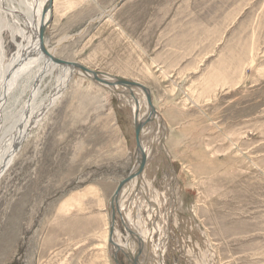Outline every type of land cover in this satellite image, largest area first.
Here are the masks:
<instances>
[{
  "label": "rangeland",
  "instance_id": "374dc122",
  "mask_svg": "<svg viewBox=\"0 0 264 264\" xmlns=\"http://www.w3.org/2000/svg\"><path fill=\"white\" fill-rule=\"evenodd\" d=\"M2 36L10 60L17 45ZM45 41L59 59L149 89L160 127L145 128L169 160L143 135L142 177L164 205L153 222L168 231L165 264H264V0H53ZM75 71L60 94L58 67L16 105L28 124L57 97L0 174V264H114L110 202L136 165L132 113L146 109L141 94L135 105ZM114 223L115 241L130 242L117 212ZM158 238L138 264H159Z\"/></svg>",
  "mask_w": 264,
  "mask_h": 264
},
{
  "label": "bare ground",
  "instance_id": "6f19581e",
  "mask_svg": "<svg viewBox=\"0 0 264 264\" xmlns=\"http://www.w3.org/2000/svg\"><path fill=\"white\" fill-rule=\"evenodd\" d=\"M3 1H4V4H6V6L10 7V9L6 10L0 1V174L4 170H6V167L8 163L10 162V160L13 159L14 154L20 150V144L22 143V140H19V135H20L21 130L22 132H26L25 129H28V127L30 130L31 127L33 126L32 124H34L33 127H35L37 118L43 112V109H45L47 106H50L57 98V97L53 98L51 95H49L48 96L49 100L43 99L44 101H41L39 105L40 108L42 109L40 110L36 109L34 115L30 118L28 124L26 123L23 124L20 121H22L21 119L22 117L25 116L26 113L19 114L17 116V114H15L14 112L16 111L17 103H19L20 95L22 94L24 95L25 91L28 90V86L29 85L33 86L30 94H32V96L37 95L39 92H41L39 90V86L42 80H44L46 76L51 77L54 70H56L58 67L62 68V71H64L63 72L64 76L62 75L63 77L60 81L61 86L55 89V92H56L55 95L60 94L59 92L67 83V80H68L67 78L69 77V75H71L74 72V70H76L75 72L80 77L87 78V76L84 73H82V71H80L79 69H76V68L72 69L71 67H63L61 65L58 66L54 63H51V60H49L43 53V50L40 47L39 31H40V28L42 27L44 34H45L46 28L49 22L51 21L52 9L51 11H47L48 0H3ZM52 8H53V3H52ZM1 10L4 11L5 14L1 12ZM8 16H10L9 18L11 19H9ZM3 30H6L9 32L12 41L16 43L17 45V51L14 54L13 58L10 60L7 59L4 53L5 43H4L3 36H2ZM16 37H19L21 39L20 43H17ZM45 44H46V50L48 51V53L52 55L53 57L57 58L54 54L55 51L51 48H48L46 41H45ZM59 60L64 61L62 59H59ZM64 62L65 63H76V62H70V61H64ZM80 65L85 67L82 64ZM87 69L90 70L89 68ZM90 71H93V70H90ZM95 72H98V71H95ZM101 74L102 75H100L99 77L105 81L113 82L115 80V77L113 76H110L108 74H103V73ZM90 78L88 77L87 79H90ZM116 78H120V77H116ZM122 79H125V78H122ZM125 80H128V79H125ZM129 81H132V80H129ZM103 88H106V87H103ZM106 89H108V87ZM18 90H19L18 96H16V98L11 102L9 100V95L11 94L12 91H18ZM108 90L110 91V88ZM125 92H127V90H125ZM136 93L141 94L142 105L146 109V114L145 113L142 114L140 112L141 115H139V117H138L139 112H137L136 110L134 111V114L132 113V115H135L137 117V120H138L137 122L143 125L141 132H140V145H141L142 152L145 155V157L149 158L151 148H158L160 151L164 153V155L166 156V160H169V157L166 154L167 151H165V146L161 145L160 143L161 139L159 140L158 138H156L155 136L157 135L152 134L150 132L151 129L149 130L148 128H145L146 124L148 125V124H151L152 122L153 123L155 122V125L157 124L160 127V120H159L160 118L158 117L159 114L154 108L151 93H150L151 105L147 103L146 96L142 91L135 88L133 89V94H134L133 96L137 95ZM130 98L134 100L135 105H136L137 104L136 98L135 97H130ZM24 105L25 104H23V106ZM18 109H19L18 113H20L21 109L20 108ZM151 110L154 111L158 115L154 117L153 121L149 120ZM13 124H15L14 127L12 126ZM11 128H14V131L10 135H8L10 142L9 144L5 145L4 142L8 137L4 136V134L6 133V131L10 130ZM148 134L152 135L150 136L151 137L150 140L146 137L148 141H150V143L148 142L149 147H150V150L148 149L149 151L143 147V143H142L143 135L145 136ZM10 145L12 147H10ZM153 153L155 152L153 151ZM137 168H138V163H136V165L134 166V170H136ZM142 174L143 173H141L140 176L138 177L136 176L133 179H131V181L128 184L131 185L132 190L129 192L127 191L125 196L123 194V190L125 186L128 184L124 185L122 188L121 194L118 198L119 213L123 215L121 223L123 225L125 223L126 225L124 226H126L128 230H131L132 232L131 234L127 233L130 235L131 241L129 242L127 240L128 243H124V244L120 243L121 245L117 243L115 241V233H114L115 223L112 222L113 231H112V238L110 236L111 245L112 247H114L117 253L119 251H122V252L125 251V253L128 255V258L131 259L132 263L138 264V257L140 255L138 257L136 256L138 253L137 248L140 249L141 253L142 252L145 253L146 252V250H144L145 247H147V244L152 241L153 235L154 233H156L157 236L159 237L158 243L154 244V248H153L154 251H152V257L150 254L149 255L153 259L156 257L159 264H165L163 260V257H164L163 247L165 243L166 244L169 243L168 242V231L167 229H163L160 227L157 229L156 223L153 222V219L158 220L159 217L161 216V215L158 216V213L163 203L156 201L157 199L151 200L152 197H154L155 192L153 191V187L150 181L144 179V176L142 177ZM163 202L165 203L166 201L163 200ZM144 203H146L147 205L144 206ZM112 205H113V211L115 214L116 211L114 210L115 209L114 204ZM144 209L145 210L147 209V212L149 210L148 214L146 215L147 216L146 218L148 219V222L151 224L149 225V227L151 226V228L146 229L145 226L147 225H145V221H144L145 219H143L144 217L142 218L141 217L142 215H140L141 210H144ZM172 211L170 213L169 211H167L169 215L165 214L164 219H160L161 221L158 222V224H162L163 220H164V224L165 222L168 224L169 223L168 219L170 218L169 216L173 213ZM110 220H111V217H110ZM167 224L165 225L167 226ZM108 234L110 235L109 227H108ZM155 252H156V256H153L155 255Z\"/></svg>",
  "mask_w": 264,
  "mask_h": 264
},
{
  "label": "water",
  "instance_id": "95a60500",
  "mask_svg": "<svg viewBox=\"0 0 264 264\" xmlns=\"http://www.w3.org/2000/svg\"><path fill=\"white\" fill-rule=\"evenodd\" d=\"M52 0H48V6H47V11H51L52 9ZM39 41H40V47L42 48L43 50V53L45 54V56L51 60V63H54L58 66H63V67H71L72 69H79L80 71H82V73H84L87 78L91 76V80L99 85V86H103V87H108V89L110 88V91L115 93V94H121V95H124V96H127V97H134L133 95V89H139L140 91H142L145 96H146V99H147V103L149 105H151V96H150V92H149V89L139 83H136V82H133V81H129V80H125V79H122V78H116L115 77V80L113 82H108V81H105L103 79H101L99 76L102 75L101 73L99 72H95V71H90L88 70L87 68L81 66L80 64L78 63H65L64 61H61L55 57H53L52 55H50L48 53V51L46 50V44H45V34H44V31H43V28L41 27L40 28V31H39ZM8 77V76H7ZM116 88H122V89H125L127 90V92H119L117 91ZM157 114L154 112V111H150V116H149V120H154V117L156 116ZM133 116V119H132V124H133V131H134V140H135V154H134V158H135V162L138 163V168L136 170H133L131 171L127 177L121 181L118 185V187L116 188L114 194L112 195V198H111V202H110V205H111V220H110V236L112 238V231H113V224L112 222H114V211H113V205L114 204V210L119 214L120 216V219H121V222H122V215L119 213V209H118V198L121 194V191H122V188L124 185L128 184L131 179H133L134 177H138L141 175V173H143V171L145 170L147 164H148V159L147 157H145V155L143 154L142 152V149H141V145H140V132H141V129L143 127L142 124H139L137 121V117L135 115H132ZM113 211V213H112ZM124 230L131 234V230H128V228L126 226H124ZM112 246V245H111ZM112 250H113V253L111 254V258H112V261L114 264H120L119 261H118V258H117V252L116 250L114 249V247H112ZM141 251L140 249H138V253H137V257L140 255Z\"/></svg>",
  "mask_w": 264,
  "mask_h": 264
}]
</instances>
